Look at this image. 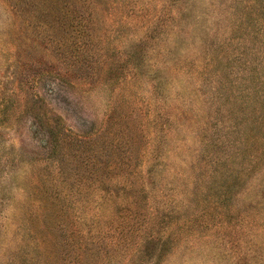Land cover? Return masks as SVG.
Here are the masks:
<instances>
[{
    "label": "rangeland",
    "instance_id": "374dc122",
    "mask_svg": "<svg viewBox=\"0 0 264 264\" xmlns=\"http://www.w3.org/2000/svg\"><path fill=\"white\" fill-rule=\"evenodd\" d=\"M0 264H264V0H0Z\"/></svg>",
    "mask_w": 264,
    "mask_h": 264
}]
</instances>
